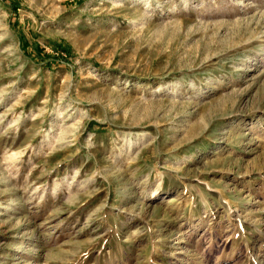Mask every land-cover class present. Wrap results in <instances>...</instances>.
<instances>
[{"label": "rangeland", "instance_id": "obj_1", "mask_svg": "<svg viewBox=\"0 0 264 264\" xmlns=\"http://www.w3.org/2000/svg\"><path fill=\"white\" fill-rule=\"evenodd\" d=\"M0 264H264V0H0Z\"/></svg>", "mask_w": 264, "mask_h": 264}]
</instances>
